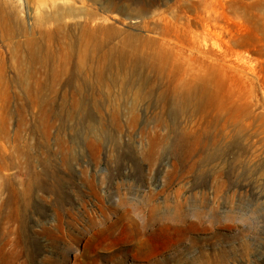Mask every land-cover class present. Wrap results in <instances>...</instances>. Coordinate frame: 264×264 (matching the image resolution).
<instances>
[{
	"label": "rangeland",
	"instance_id": "obj_1",
	"mask_svg": "<svg viewBox=\"0 0 264 264\" xmlns=\"http://www.w3.org/2000/svg\"><path fill=\"white\" fill-rule=\"evenodd\" d=\"M258 2L0 0V264H205L228 243L174 231L176 200L231 224L227 264H264V152L243 149L264 143ZM198 74L205 93L234 100L242 129L243 166L217 196L172 168L178 123L159 96Z\"/></svg>",
	"mask_w": 264,
	"mask_h": 264
},
{
	"label": "bare ground",
	"instance_id": "obj_2",
	"mask_svg": "<svg viewBox=\"0 0 264 264\" xmlns=\"http://www.w3.org/2000/svg\"><path fill=\"white\" fill-rule=\"evenodd\" d=\"M258 1V5H260L259 3H261V0ZM71 10L72 8L69 6H58L56 7V11L53 12L55 14H62L68 13ZM49 16L50 15H47V17ZM200 47L198 46L197 50L200 53L204 52ZM76 63L80 64L79 59L76 60ZM136 66V63L133 64L131 70H135ZM163 67L164 66L161 68ZM170 72L171 71L167 70L164 73L165 76L169 77L171 75ZM164 74L161 72L157 78H161ZM200 78L199 74L194 78L195 80L193 82H189L187 79L186 82L179 80L173 82V80L169 78L166 83L162 85L159 96L164 102L163 105L169 109L170 116L174 118L172 124L176 125L178 123V131L174 137L171 148L173 156L172 168H181L187 174H196L200 180V185H207L211 189L213 196H217L220 193H224L226 190L227 176L229 174L234 176V169L243 166L237 161L234 163V146L238 145L240 142L234 141V138L239 134L242 135V129L239 128L234 131V100L232 98H223V96H221V98L214 93H205L204 85L198 83ZM153 81L154 84L160 83L157 79ZM74 91L79 92V87L75 88ZM177 117L186 118V122L179 124ZM178 125H180V127ZM240 139H242V137ZM244 140L246 139L244 138ZM241 143L244 144L246 142ZM243 149H245L246 152H250V154L253 155L252 158H254L256 157L255 153L264 152V143L258 147L255 143L251 142ZM229 153H232V157L229 156ZM222 177L226 178L223 179ZM261 189L262 188L259 189V194ZM18 197L20 200H23V196L19 193L17 194V198ZM151 201V197H149L147 200L148 215H150V218H153L155 210H152L153 203ZM183 208L182 203L176 200L174 208L169 215L172 229L187 234L190 224L195 225L200 229L202 234L206 236L203 238L206 242L211 241L212 237L218 239L222 236L228 245H217L214 247L211 253L204 256V263L208 264L209 261L212 263V261L215 260L218 264H227L228 258L234 255V246L229 242L230 237L221 235L220 231L231 224L223 222H221V224L220 222L218 223V221L212 223V220H217V215L213 212L208 215L207 218L209 219H205L202 217L200 210L196 212L191 211L192 213H185ZM190 218H195V220L190 221ZM219 221H221V219H219Z\"/></svg>",
	"mask_w": 264,
	"mask_h": 264
}]
</instances>
